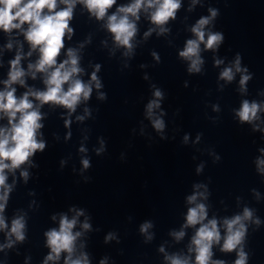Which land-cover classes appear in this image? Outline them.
<instances>
[{
  "label": "clouds",
  "instance_id": "1",
  "mask_svg": "<svg viewBox=\"0 0 264 264\" xmlns=\"http://www.w3.org/2000/svg\"><path fill=\"white\" fill-rule=\"evenodd\" d=\"M193 4L197 0H192ZM82 4L88 12L97 20H104L107 17L105 27L113 36L116 47L125 49L124 55L131 56L134 45L133 40L137 34L136 21L140 19L141 11L148 14L151 23L159 29L158 35L169 31L164 27L170 20L176 18L177 11L181 7V0H132L127 5L116 8V11L108 15L109 9L116 5L117 0H0V31L11 34L17 31L24 36V39L30 45V51L27 56H31L33 51L39 52V58L35 63H29L27 71L21 66V60L24 58L22 52L18 49L13 60L10 61V70L7 80L3 81L4 89L0 90V119L7 118V126H0V231L6 234V243L0 245V251L5 248H11L16 242L25 240L26 220L23 215L15 216L9 227L6 218L3 215L8 202L9 193L13 185L7 183L8 173H15L22 165L28 164L30 158L37 151L43 152L46 145L40 139V129L43 127L41 120L43 115L40 107L45 104L58 105L68 110L69 116L75 112L77 106L82 101H87L92 93L93 86L99 90L102 87L101 81L97 76L100 66H95L90 80L84 82L79 78L83 69L79 66L80 57L78 49L69 48L62 62L57 61L64 48L65 37L71 38L73 29L69 26L73 18V10L77 4ZM63 5L64 7H60ZM210 15L201 17L191 28L195 39H188L185 47L179 52V56L189 62L188 72L199 73L204 61L201 58L200 45L203 44L205 50L215 51L224 40L220 32L205 31L207 25L217 16L216 9H209ZM155 29H149L144 35L147 38ZM207 37V38H206ZM8 49L12 48V43L6 45ZM83 47V45H81ZM158 60L159 57L153 53ZM222 60L216 59L215 65L219 66ZM247 68L241 67V58L236 56L231 66L225 67L220 73V79L231 82L236 73H241L240 91L246 92V84L252 78ZM37 73L44 74L43 83L45 89L34 90L28 88L21 96L17 97L14 84L25 85L24 77L31 75L36 78ZM147 78V77H145ZM65 85L67 87L65 88ZM153 99L146 105V116L151 121L153 128L158 133H163L165 122L162 119L164 115L160 112L156 114L157 109L161 108V101L164 98L163 92L154 87ZM99 99H105L104 93H99ZM34 101H38L36 104ZM218 111V107L214 106ZM85 115L78 116V121H83L85 116L90 115V111L85 108ZM264 112V103L249 101L247 99L241 102L240 108L236 110L235 115L241 124L248 123L253 125V131H262L259 124L260 113ZM71 121L65 120V127L70 125ZM71 135L70 133L68 134ZM197 136V142L199 141ZM184 142L187 143L189 137L184 136ZM97 154L104 151L103 141ZM85 152L84 147L80 148ZM264 154V148L260 149ZM83 168L90 167L88 159L81 161ZM257 171L264 175V158L258 157L256 160ZM202 165L197 168V172L202 170ZM21 177L25 181L28 179V172L21 171ZM203 188L204 191H200ZM259 194L257 193V196ZM207 199V186L203 184L194 185V192L187 197V203L191 205L188 208L185 217V224L180 231L170 233L176 241H180L185 236L184 229L188 227L195 228V234L191 238L188 246L190 255L174 253L165 254L167 264H225L223 260H213V246L220 245V251L225 253H236L234 264H247L248 253L244 250V241L248 231V223L251 222L257 226L261 221L254 217V210L244 207L241 214H236L230 218H223L222 222L213 217L208 219L207 205L201 200ZM74 215L69 218L67 214H60L58 228H51L44 233L46 237V246L50 249L45 257L43 264L53 262L56 264L64 256V264H90L88 254L80 251L77 254V240L84 232L91 230V224L85 218L80 223L82 231H74L79 223V217L84 216L83 210L75 208L70 209ZM53 220L57 217L54 215ZM206 221V222H205ZM199 225V227H196ZM152 227L150 222L141 225V233L147 234ZM221 227L224 229V235H221ZM15 238L14 240L12 238ZM113 239L110 233L105 241ZM146 239L151 240L152 236L147 235ZM221 240L223 243L221 244ZM84 245L81 244L80 248ZM164 253V248L159 249ZM194 253V260L191 254ZM100 264H105L104 260Z\"/></svg>",
  "mask_w": 264,
  "mask_h": 264
}]
</instances>
